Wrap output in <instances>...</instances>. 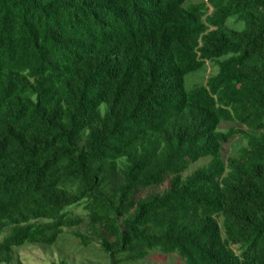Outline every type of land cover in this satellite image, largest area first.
Segmentation results:
<instances>
[{
    "label": "trees",
    "instance_id": "1",
    "mask_svg": "<svg viewBox=\"0 0 264 264\" xmlns=\"http://www.w3.org/2000/svg\"><path fill=\"white\" fill-rule=\"evenodd\" d=\"M82 226L110 264H264V0H0V264Z\"/></svg>",
    "mask_w": 264,
    "mask_h": 264
},
{
    "label": "rangeland",
    "instance_id": "2",
    "mask_svg": "<svg viewBox=\"0 0 264 264\" xmlns=\"http://www.w3.org/2000/svg\"><path fill=\"white\" fill-rule=\"evenodd\" d=\"M201 1V0H196ZM229 26L240 30L242 28L240 23L231 19ZM216 70L212 68L208 62L204 69L190 74L186 78V85L188 89H192L198 85L207 83L208 78L215 73ZM231 124L223 123L219 127L220 131H226ZM245 144V141L236 136L227 145L223 146L222 156L224 159L236 156L238 150ZM210 158H203L197 163L193 164L185 173L184 176L192 174L198 168L209 163ZM168 183L148 188L142 191L140 197H146L153 194H162L166 191ZM77 214H83L81 209L75 210ZM86 226L66 230L59 238L58 242L53 246H44L40 244H28L14 249V260L11 264H55L60 261H65L68 264H110L109 259L101 250L98 241L85 247L81 241L75 236V232H85ZM140 264H182V261L176 255H162L153 253Z\"/></svg>",
    "mask_w": 264,
    "mask_h": 264
}]
</instances>
